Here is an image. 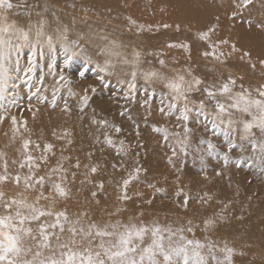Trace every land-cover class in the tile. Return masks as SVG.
Instances as JSON below:
<instances>
[{"label":"snow or ice","instance_id":"6c2138e0","mask_svg":"<svg viewBox=\"0 0 264 264\" xmlns=\"http://www.w3.org/2000/svg\"><path fill=\"white\" fill-rule=\"evenodd\" d=\"M254 4L255 0H233L234 10L228 18L264 32V21L244 18L245 11L251 12L250 6ZM37 7L38 0L35 3L0 0V125L10 124L11 140L19 144L17 158L11 161L12 168L6 154L0 152L3 161L0 163V264H233L234 248L226 242L219 247L207 235L203 240L196 236L197 229L208 233L226 220L223 213L228 203L216 199L215 193L192 196L179 186L174 189V195H169L168 177L150 173L138 159L131 167L123 162L111 165L114 171L123 172L117 197L122 204L133 199L128 194L130 186L143 183L153 193L171 199L184 212L189 211L193 200L202 207H210L213 202L222 207L205 215L199 223L189 218L186 225L178 228L161 225L156 220L145 221L141 218L143 213L126 221L103 222L94 220L87 212L70 216L58 206L70 195L68 169L63 163L68 158L62 156L53 165L55 145L33 140L23 114L28 111L35 120L40 109L33 106L34 99L38 105L56 108L61 98L64 100L61 110L67 113L69 98L73 97H78V109L83 113L91 107L98 87L115 88L113 96L122 91L126 104L139 103L145 109L142 120L133 117L131 107L125 106L120 112L121 117L132 121L139 137L140 125L148 124L152 104L159 96L158 112L169 121L174 120L176 130L153 125L152 131L160 135L164 147L170 151L167 160L177 174V181L188 158L199 161L203 173L207 172L210 161H216L213 171L217 177H224L233 167L254 169L264 175V83L255 88L245 87L240 82L243 77L237 78L231 73L227 77L221 73L209 81L190 68L169 74L163 60L160 69L145 70L141 67L142 54L137 49L129 52L126 45L106 34L76 30L75 21L65 24L55 13L50 20L37 12L33 20L32 13ZM129 24L134 25L135 21L129 18ZM215 32L216 25H212L200 32L198 39L210 49L203 55L223 66L227 57L221 46H229L231 53L242 50L228 39L212 42L211 35ZM178 46L188 49L187 44ZM250 55L242 51L240 58ZM259 63L264 67V59ZM251 68L255 71L256 64L251 63ZM90 75L98 85L89 83ZM48 76L54 79L50 97L45 86ZM114 76L116 84L109 79ZM141 79L143 84L138 85ZM76 87L79 92L74 90ZM62 89H66L63 96ZM138 94L143 97L142 101H137ZM24 98L26 106L22 104ZM13 109L19 116L13 114ZM91 123L96 126L95 142L102 146V151L114 150L121 161L130 156L131 145L121 136L125 131L122 125L97 118L95 110ZM137 147L144 145L137 142ZM135 155L138 157L139 152ZM70 166L79 169L81 163L77 159ZM83 167L87 169L84 173L87 182L93 183L89 177L98 173L99 165ZM71 175L75 178L77 173ZM9 187L13 189L12 194L3 190ZM95 188L99 191L92 190L91 197L99 203L97 197L105 188L104 181L95 182ZM134 195L141 197L143 193ZM143 202L153 204L148 198ZM121 211L118 208L109 216ZM218 253H223V257Z\"/></svg>","mask_w":264,"mask_h":264},{"label":"rangeland","instance_id":"374dc122","mask_svg":"<svg viewBox=\"0 0 264 264\" xmlns=\"http://www.w3.org/2000/svg\"><path fill=\"white\" fill-rule=\"evenodd\" d=\"M105 3L108 7H114L113 9L117 10V12L125 11L127 13L129 9L137 12L139 9L145 10L149 14L150 25L152 22L159 21L158 24L162 25L159 35L166 46L161 49V55L168 56V59L165 60L164 58L165 68L168 69V73L171 71L173 73L182 72L188 69L187 63L197 60L210 64L212 67L220 68L221 70H219L227 75L233 73L235 77H243L250 81V85L257 87L259 84L264 83V67L259 63L261 59H264V32L255 28L249 29L242 21L229 20L228 17L234 10L233 0H106ZM261 4H264V0H255V4L250 6L251 12L245 11L244 18L264 21V7H261ZM114 16L116 20V14ZM129 18L117 19L120 25L115 26L120 31L131 29L136 36H139L142 32L151 35L159 31L158 28L154 27L148 28V30L141 29L135 18H130L135 21L134 25H130ZM164 25H168V27H164ZM212 25H216V32L211 35L212 42L228 39L230 43L234 42L237 48L242 51H248L251 54L250 57H245L241 60L242 51L231 53L229 46H221L220 49L227 57L223 66L213 60L212 57H205L203 53L210 49L206 42L198 39V34L206 31ZM150 44L156 45L152 42ZM182 44H187L188 49L185 50L183 47L178 46ZM169 45L177 46L170 47ZM179 61L184 62L185 65L182 62L178 63ZM251 63L256 64L255 71L252 70ZM191 70L194 71L193 69ZM211 80L213 78L209 81ZM89 82L99 84L93 75H90ZM123 87L126 88V85ZM99 90L102 91L104 89L98 87L97 92ZM114 90L115 88L108 89L110 94ZM122 96L123 92H118L113 98L114 104H118L122 108L125 106L132 107L133 104H126ZM26 102L27 99L24 98L22 104L26 106ZM154 103H156L155 100ZM12 112L19 116L16 109H13ZM30 114V112L24 111L23 118L25 115L29 116ZM29 117L31 118L26 120L28 121V127L34 131L31 132L32 139L40 140L41 143L45 141L51 142L55 145L53 151L56 155L52 157L51 163L53 165L56 164L57 160L62 156L68 158L63 163L64 167L68 169L70 195L67 200L60 201L58 206L66 209L70 216L75 217L81 212H87L94 220L103 222L115 219L126 221L130 216H138L143 213L141 218L145 221L156 220L161 225H171L174 228H178L186 225L189 218L199 223L205 215H211L222 207L221 204L215 202L210 207H202L193 200L189 205V211L184 212L178 209L171 199L162 194L153 193L143 183L130 186L128 194L133 199L122 204L117 197L120 194L118 181L123 172L122 170L119 172L114 171L111 165L123 162L126 166L131 167L132 163L138 159L143 167L150 170V173L157 174L161 178L163 176L168 177L166 187L169 195H174V189L179 186L184 187L185 191L192 196L203 192L215 193L216 199L227 202L229 206L223 213L226 220L208 233L197 229V238L203 240L205 235H207L219 247H223L226 242L229 247L236 250L232 256L233 264H250L256 261L264 263V248H256L260 241L264 245L262 242L264 234L261 231V228L264 229V175L254 169H236L233 167L224 177H217L215 171H213L217 167L216 161H210L207 172L203 173L199 161L193 162L191 158H188L184 161V170L179 174L180 179L177 181V174L167 160L171 153L168 149L162 150L161 147H164L162 140L158 143L154 141V147L151 144L149 149L151 151L153 148H158V153L156 151H144L145 144L142 142L141 135L139 137L136 136L133 123L122 133V138L131 145V154L128 158L121 161V158L115 155L114 150L105 148L102 151L101 145L95 142V137L91 139L93 141L91 147H94V150H87L86 148L88 147L81 144L69 126L60 123L61 125L59 124L51 130L43 131L39 126L36 128L34 126L36 120H33L32 116ZM169 122L175 123L174 120ZM2 127L9 131L8 133L6 132L7 135H4V133V137L2 135L0 137V152L6 154L10 168H12L14 166L11 165V161L17 158L16 149L19 144L13 143L11 140L10 124H3ZM169 130L175 131L176 129L170 125ZM65 132L67 136L64 135ZM53 133L56 135L54 136ZM58 136L63 138L57 139L56 137ZM69 140L71 143H68ZM137 142L143 144L144 147L138 148ZM137 152H139L138 157L135 155ZM90 153L91 157L89 156ZM77 159L81 163L79 169L70 166L75 164ZM2 162L0 160V163ZM85 164L99 165L98 173L94 177H89V179L93 180V183H88L84 175L87 171L83 167ZM72 172L77 173L75 178L72 177ZM100 180L104 181L105 188L99 192L97 197L99 203H97L91 197V191L97 190L95 182ZM3 190L8 194L13 193L11 187ZM136 192L143 193V196H135L134 193ZM144 198L152 199L153 204L144 203ZM118 208H122L123 211L115 216H109V213H116ZM258 226H261L260 232H258ZM240 253H243V255ZM218 255L222 258L224 254L218 253Z\"/></svg>","mask_w":264,"mask_h":264},{"label":"bare ground","instance_id":"6f19581e","mask_svg":"<svg viewBox=\"0 0 264 264\" xmlns=\"http://www.w3.org/2000/svg\"><path fill=\"white\" fill-rule=\"evenodd\" d=\"M106 0H38V7L32 13L33 20L36 19L37 12L41 15L45 16L48 19H53L52 14L55 13L56 18L65 24L71 25L73 21H75V28L76 30H83L89 33H101L106 34L110 38L116 39L118 42L126 45V51H131L132 48L137 49L142 54V64L141 67L145 70H155L160 69V61L168 59V56L161 55V49L165 48L166 46L163 44L162 38L160 37L159 33L161 29L159 21L152 22L150 25L148 12L140 10L134 11L129 9L127 13L125 11H115L112 6H109L105 3ZM36 0H33L35 3ZM137 12V13H135ZM109 13V14H108ZM116 14L117 18L115 20ZM127 17L135 18L136 22L142 26L141 29L148 30V28H158L155 34L149 33H140L139 36L133 34V31L130 29L128 31H120L115 25H120L117 22V19H125ZM137 17V18H136ZM133 21V20H132ZM150 42L155 43L156 45H151ZM27 53V49L24 50ZM179 61L178 63H181ZM193 62V63H192ZM191 63H187L188 69H193L194 73L199 76H204L207 80L214 79L218 77L222 71L220 68L212 67L210 64H206L201 61L194 60ZM184 64V62H182ZM190 64V65H189ZM185 65V64H184ZM195 66V69H194ZM220 69V70H219ZM47 71V69H45ZM165 71L168 69L165 68ZM38 72V70H37ZM169 74H173L171 71ZM233 75V73H231ZM225 77H227L226 73H223ZM234 76V75H233ZM124 77L121 76V79ZM210 78V79H209ZM238 78V77H237ZM112 84H116V77L109 78ZM245 87H249L250 81L243 78L242 81ZM90 83V82H89ZM138 85L143 84V80H139ZM254 83V82H253ZM54 84V79L51 76H48L45 81V86L48 87V92L46 95L50 97L51 95V86ZM251 87L255 88V85H250ZM121 87L118 85L117 88ZM75 91L79 92V88H74ZM116 91V89L114 90ZM66 94V89H62L61 95ZM114 96L109 93L108 90H99L93 97L91 101V107L85 110V112L81 113L78 109V97L69 98V108L70 111L65 113L61 109L64 106V100L58 99L56 108L48 107L47 105H38L33 100V106L39 107V112H37L36 117V124L33 125L38 128H42L43 131L51 130L52 128L56 127L60 123L63 125L69 126L71 131L74 133L75 137H78L79 141L82 145H86L88 148L87 150L93 151L94 147L93 141L91 140L96 136V126L91 123V118L95 114L97 118H105L110 121L115 122L116 124H120L126 129L128 126L132 125V121H129L125 117L120 116V112L123 110L118 104H114ZM143 97L139 94L137 95V101H142ZM156 103L152 104V115L148 117V124L141 123L140 125V132H141V139L142 142L145 144L144 151L146 152H159V149H152L149 151L153 146V142H160L162 138L160 135L152 131V126H162L169 129V126H174L175 123H170L167 118H164L158 112L159 108V96L155 99ZM27 105V102H26ZM132 115L135 119L142 120L145 116V109L141 108L139 103L133 104L131 107ZM56 111V112H54ZM29 116H32L31 114ZM28 115L24 116V119L28 120L31 118ZM61 125V124H60ZM31 129V128H30ZM8 129L5 127L3 128L0 125V137L3 136L4 133H8ZM31 132H34L31 129ZM2 133V134H1ZM5 135V134H4ZM122 136V134H121ZM4 137V136H3ZM154 142V143H155ZM163 142V141H162ZM102 147V146H101ZM162 150H167L165 147H161ZM260 228L258 226V232H260ZM262 234H264V229L261 228ZM264 244V240H262ZM264 248V245L257 244L258 248ZM247 264V263H245ZM250 264H264L263 262L256 261L255 263Z\"/></svg>","mask_w":264,"mask_h":264}]
</instances>
